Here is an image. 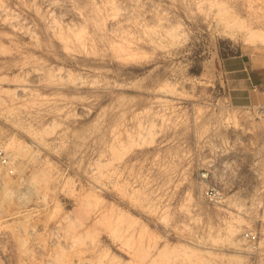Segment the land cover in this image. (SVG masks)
<instances>
[{
	"label": "rangeland",
	"instance_id": "obj_1",
	"mask_svg": "<svg viewBox=\"0 0 264 264\" xmlns=\"http://www.w3.org/2000/svg\"><path fill=\"white\" fill-rule=\"evenodd\" d=\"M262 48L264 0H0V264H264Z\"/></svg>",
	"mask_w": 264,
	"mask_h": 264
},
{
	"label": "crops",
	"instance_id": "obj_2",
	"mask_svg": "<svg viewBox=\"0 0 264 264\" xmlns=\"http://www.w3.org/2000/svg\"><path fill=\"white\" fill-rule=\"evenodd\" d=\"M243 57H246L247 66L245 70L247 71V80L251 82L252 90L264 95V49L237 56V58ZM262 99L263 103L259 101V105L263 104L264 107V96Z\"/></svg>",
	"mask_w": 264,
	"mask_h": 264
},
{
	"label": "built area",
	"instance_id": "obj_3",
	"mask_svg": "<svg viewBox=\"0 0 264 264\" xmlns=\"http://www.w3.org/2000/svg\"><path fill=\"white\" fill-rule=\"evenodd\" d=\"M260 114L264 117V107L260 110ZM0 166L8 170L10 174H14V170L12 169V159L9 155H7L3 150L0 149ZM207 196L210 198H217V191H208ZM243 239L248 242L254 249L260 248V236L252 231H247L243 234Z\"/></svg>",
	"mask_w": 264,
	"mask_h": 264
},
{
	"label": "bare ground",
	"instance_id": "obj_4",
	"mask_svg": "<svg viewBox=\"0 0 264 264\" xmlns=\"http://www.w3.org/2000/svg\"><path fill=\"white\" fill-rule=\"evenodd\" d=\"M68 11V10H67ZM61 29V28H60ZM61 32V31H60ZM37 38V37H36ZM71 51V50H70ZM36 74V73H35Z\"/></svg>",
	"mask_w": 264,
	"mask_h": 264
}]
</instances>
